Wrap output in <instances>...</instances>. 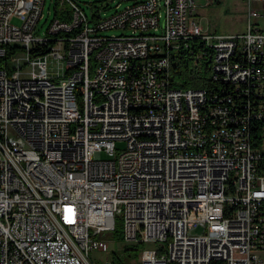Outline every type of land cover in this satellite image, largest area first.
<instances>
[{
    "label": "built area",
    "instance_id": "1",
    "mask_svg": "<svg viewBox=\"0 0 264 264\" xmlns=\"http://www.w3.org/2000/svg\"><path fill=\"white\" fill-rule=\"evenodd\" d=\"M242 1L246 30L215 34L198 0H50L44 33L46 0H0V264H95L116 214L140 264H264L262 0ZM193 44L209 88H174Z\"/></svg>",
    "mask_w": 264,
    "mask_h": 264
},
{
    "label": "rangeland",
    "instance_id": "2",
    "mask_svg": "<svg viewBox=\"0 0 264 264\" xmlns=\"http://www.w3.org/2000/svg\"><path fill=\"white\" fill-rule=\"evenodd\" d=\"M46 0L43 7V15L38 21V26L40 27L39 33H44L50 24L54 9L52 2ZM79 5L85 11V13L90 17L91 14L95 13L100 17H108L115 10L121 9L124 7L126 2H120L119 0H78ZM197 13V15H196ZM192 18L203 26L209 33L215 34H231V33H241L244 32L245 23H246V10L243 8V5L240 3L236 8L232 9L225 6L224 3H218L216 1L211 4L195 10V14ZM12 21L15 24H19V21L13 17ZM261 26L264 27V19L261 22ZM122 31L121 29H111L104 31L103 34L106 35H118ZM117 148L122 149L125 145L123 140H117L115 142ZM122 217L119 214L115 215V225L121 223ZM199 233V232H198ZM107 241V250L106 251H90V259L95 264H109L113 254L119 256L124 264H140V254L143 249L149 248L148 244L137 243L133 241H125L116 236L107 234L104 236ZM125 245L130 249L124 251Z\"/></svg>",
    "mask_w": 264,
    "mask_h": 264
},
{
    "label": "trees",
    "instance_id": "3",
    "mask_svg": "<svg viewBox=\"0 0 264 264\" xmlns=\"http://www.w3.org/2000/svg\"><path fill=\"white\" fill-rule=\"evenodd\" d=\"M94 17H98L93 13ZM195 44H193L194 46ZM201 44L193 47L192 53L183 47L171 56V69H170V85L174 88H198L207 87L210 85L211 68L209 57H198L199 48ZM3 59H0L2 61ZM112 236L123 239L122 225L118 227L115 225ZM130 250L126 245L124 251ZM110 264H124L123 260L113 254ZM211 264H220L219 261H213Z\"/></svg>",
    "mask_w": 264,
    "mask_h": 264
},
{
    "label": "crops",
    "instance_id": "4",
    "mask_svg": "<svg viewBox=\"0 0 264 264\" xmlns=\"http://www.w3.org/2000/svg\"><path fill=\"white\" fill-rule=\"evenodd\" d=\"M214 1H216L218 3H224L225 6L230 7L232 9L236 8L241 3L243 5V8L246 10V6L242 0H198V6L197 7L203 8V7L211 4ZM254 6L256 8H258L260 11V16L254 19L255 25L261 29H264V27L261 26V22H263V19H264V0L255 2ZM196 15H197V13H196ZM246 24H247V14H246L245 29H246ZM200 25H201V23H200ZM201 27L203 28L202 25H201ZM231 34H236V33H231Z\"/></svg>",
    "mask_w": 264,
    "mask_h": 264
},
{
    "label": "bare ground",
    "instance_id": "5",
    "mask_svg": "<svg viewBox=\"0 0 264 264\" xmlns=\"http://www.w3.org/2000/svg\"><path fill=\"white\" fill-rule=\"evenodd\" d=\"M54 87H65V79H55ZM101 95H109V88H101Z\"/></svg>",
    "mask_w": 264,
    "mask_h": 264
}]
</instances>
